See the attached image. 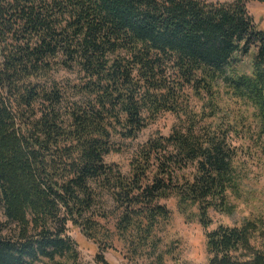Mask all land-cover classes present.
I'll use <instances>...</instances> for the list:
<instances>
[{"label": "trees", "instance_id": "16d2710c", "mask_svg": "<svg viewBox=\"0 0 264 264\" xmlns=\"http://www.w3.org/2000/svg\"><path fill=\"white\" fill-rule=\"evenodd\" d=\"M250 2L264 4L0 0V264H81L72 229L98 246L95 264H109L98 190L122 211L120 233H137L136 251L168 220L160 201L172 195L182 210L197 207L206 229L210 211L234 213L226 138L174 129L141 148L126 178L105 160L116 136L135 139L150 117L184 115L189 93L215 105L221 86L256 109L264 135V30ZM65 71L75 79L55 78ZM255 227L207 233L208 264H264Z\"/></svg>", "mask_w": 264, "mask_h": 264}, {"label": "rangeland", "instance_id": "374dc122", "mask_svg": "<svg viewBox=\"0 0 264 264\" xmlns=\"http://www.w3.org/2000/svg\"><path fill=\"white\" fill-rule=\"evenodd\" d=\"M203 2L230 4L234 0H201ZM248 10L256 24L264 30V4L250 2ZM250 57L243 63L244 70L251 66ZM75 74L61 72L55 76L59 81L75 79ZM215 105L208 100H198L190 93V104L186 113L177 116L172 113L160 114L148 118V126L135 139L115 137L116 151L106 157V164L113 166L126 178L131 176V164L139 158L141 148L153 139L168 137L174 129L187 131L195 128L226 142L234 151V165L238 185L229 191V202L234 213L221 214L209 212L211 226L206 229L199 222L198 208L188 207L182 210L179 198L172 195L160 201L168 208V220H160L150 237V245L136 251L135 232L122 235L118 221L122 211L117 209L113 196L107 191L98 190L101 196V208L109 218L100 219L104 227L100 243L103 247H112L105 252L109 264H208L209 253L206 249V234L220 226L242 228L249 222L256 225L252 245L257 249L264 244V135L259 131L256 109L240 99L234 98L225 86L219 89ZM214 106L217 107L214 110ZM193 170L184 171L180 177L191 178ZM139 230L140 228L137 227ZM141 231L139 235H142ZM71 237L77 242L81 264H95L98 246L85 238L79 230L72 229Z\"/></svg>", "mask_w": 264, "mask_h": 264}]
</instances>
